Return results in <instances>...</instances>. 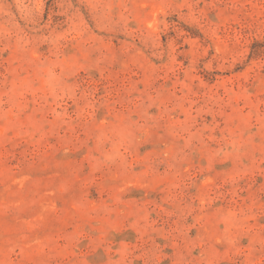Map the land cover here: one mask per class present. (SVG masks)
Listing matches in <instances>:
<instances>
[{
  "label": "rangeland",
  "instance_id": "obj_1",
  "mask_svg": "<svg viewBox=\"0 0 264 264\" xmlns=\"http://www.w3.org/2000/svg\"><path fill=\"white\" fill-rule=\"evenodd\" d=\"M0 264H264V0H0Z\"/></svg>",
  "mask_w": 264,
  "mask_h": 264
}]
</instances>
